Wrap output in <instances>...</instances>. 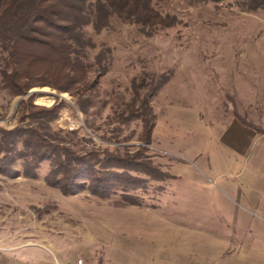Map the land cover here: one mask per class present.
I'll return each mask as SVG.
<instances>
[{"label": "rangeland", "instance_id": "rangeland-1", "mask_svg": "<svg viewBox=\"0 0 264 264\" xmlns=\"http://www.w3.org/2000/svg\"><path fill=\"white\" fill-rule=\"evenodd\" d=\"M152 5L171 26L111 20L100 32L84 28L94 45L87 49L90 74L106 71L98 89L81 97L31 89L35 105L61 104L50 121L19 122L25 97L10 93L0 50V264H264V180L257 181L264 173V138L233 115L264 128V12L231 1ZM146 100L155 117L149 145L140 140L142 119L136 117ZM17 127L36 129L79 155L107 149L135 156L144 146L141 159L170 177L167 168L177 162L249 159L234 168L239 177L228 180L237 189L248 183L232 192L200 172L178 173L173 182L142 176L146 189L133 193L141 206L123 205L119 195L66 196L45 182L49 162L26 175L32 152L7 134ZM180 184L203 191V204L179 214L162 211ZM169 214L184 227L160 217Z\"/></svg>", "mask_w": 264, "mask_h": 264}, {"label": "trees", "instance_id": "trees-1", "mask_svg": "<svg viewBox=\"0 0 264 264\" xmlns=\"http://www.w3.org/2000/svg\"><path fill=\"white\" fill-rule=\"evenodd\" d=\"M166 0H0V50L6 53V71L2 73L13 96H24L19 122L27 119H54L61 104L46 108L34 104L33 88L48 87L71 97H81L98 89L106 71L99 68L90 74L87 49L94 45L84 31L91 26L100 32L111 20L137 24L147 28H167L173 21L153 7ZM214 3L231 1L247 12H264V0H208ZM8 68V69H7ZM151 94L149 98H151ZM149 100V99H148ZM142 102V144L151 143L155 117L149 101ZM142 108V109H143ZM243 126L264 138V128L233 112ZM31 150L27 176H35L34 168L49 162L45 182L71 196L89 191L100 199L119 195L125 206H141L133 195L144 191L148 179L163 182L169 175L143 160L145 147L135 156L118 155L107 149L76 154L55 144L46 134L28 127H17L7 133ZM19 140V139H18ZM27 167V165H26ZM31 168V169H30Z\"/></svg>", "mask_w": 264, "mask_h": 264}, {"label": "crops", "instance_id": "crops-1", "mask_svg": "<svg viewBox=\"0 0 264 264\" xmlns=\"http://www.w3.org/2000/svg\"><path fill=\"white\" fill-rule=\"evenodd\" d=\"M240 125L243 126L242 124H240ZM243 127L250 130L249 128H247L245 126H243ZM250 131H252V130H250ZM231 132H232V130H229V133H231ZM231 142H232L231 139L226 140V143H228L227 145L230 146V147L228 146L227 149L232 148ZM220 157H221L220 159H192L189 162L192 166L188 163H185V162L184 163L183 162H177V163L170 164V166L167 168V170L170 173V175L172 177H174V179L178 176V173H181V174L185 173V174L191 175V174H198V172H200L202 175H206V177H208V175H210L211 178L209 177V179H210L209 181H212V182L218 181L221 184V186L225 187V189L233 192L234 188H235V190L237 188L233 187L232 184H229L228 180H232L236 177H239V175L241 173L234 172V168H236V165L238 163L244 164L249 159H223L222 156H220ZM193 168L196 170L195 172H194ZM175 173H176V175H175ZM261 178L264 180V173H262L261 176L257 178V181H259ZM174 181H176V180H174ZM169 182H173V180H171ZM246 183H248V182L241 184L240 189H243V187L246 186ZM174 184H175V182H174ZM177 187L178 188L175 187L176 189H174V192L173 191L171 192L172 196H175V195L176 196L173 199H171V198L168 199V201L166 203L162 204L163 205L161 208L162 211L164 209H166L169 212H174V213L177 212L179 214V212H182L185 210L190 211V209L193 208L194 206L200 205L199 201L203 204V201L201 199V197L204 196V193H202L203 191L197 190L196 194H195L192 191L193 189H186V188L183 189L182 188L183 186H181V184H180V186H177ZM195 187L196 186L194 185V188ZM240 189H237V192ZM194 195H196L197 197ZM260 200H254V198H253L252 202L256 205H259V203H261ZM210 202L213 205V202L212 201H210ZM161 209H159V210H161ZM160 217L162 220L164 219L167 221V223H170L171 227H176V228L184 227V224H181V222L176 219V215H174V214H169V215H165V216L161 215ZM241 218H243V217H241ZM247 219H248V217L245 218L244 220L247 221ZM174 221H175V223H174ZM190 236L191 235H187V238L188 237L191 238ZM182 240H183V242H188V240L186 238H182Z\"/></svg>", "mask_w": 264, "mask_h": 264}, {"label": "bare ground", "instance_id": "bare-ground-1", "mask_svg": "<svg viewBox=\"0 0 264 264\" xmlns=\"http://www.w3.org/2000/svg\"><path fill=\"white\" fill-rule=\"evenodd\" d=\"M39 101H42V102H45V103H50V100L45 99V98H42V99H40Z\"/></svg>", "mask_w": 264, "mask_h": 264}, {"label": "water", "instance_id": "water-1", "mask_svg": "<svg viewBox=\"0 0 264 264\" xmlns=\"http://www.w3.org/2000/svg\"><path fill=\"white\" fill-rule=\"evenodd\" d=\"M28 94H32V92H29Z\"/></svg>", "mask_w": 264, "mask_h": 264}]
</instances>
